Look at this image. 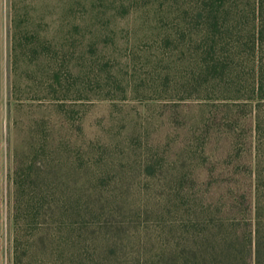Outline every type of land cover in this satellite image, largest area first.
<instances>
[{"label":"rangeland","instance_id":"374dc122","mask_svg":"<svg viewBox=\"0 0 264 264\" xmlns=\"http://www.w3.org/2000/svg\"><path fill=\"white\" fill-rule=\"evenodd\" d=\"M14 150L24 168L125 183V252L155 264L167 228L152 211L176 172L264 180V0H0V264Z\"/></svg>","mask_w":264,"mask_h":264},{"label":"trees","instance_id":"16d2710c","mask_svg":"<svg viewBox=\"0 0 264 264\" xmlns=\"http://www.w3.org/2000/svg\"><path fill=\"white\" fill-rule=\"evenodd\" d=\"M19 155L14 150L13 264H131L123 243L131 191L125 183H77L69 170L35 161L24 168ZM156 171L144 169L147 177ZM254 172L239 186L200 182L199 175L179 171L163 183L165 200L152 212L162 213L167 230L155 264H264V180L260 169ZM135 263L141 264L138 256Z\"/></svg>","mask_w":264,"mask_h":264}]
</instances>
